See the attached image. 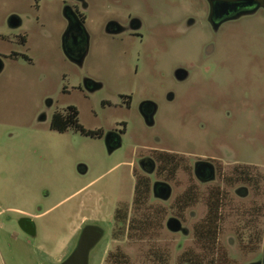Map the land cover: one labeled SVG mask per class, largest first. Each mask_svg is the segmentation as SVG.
Segmentation results:
<instances>
[{
  "label": "rangeland",
  "instance_id": "rangeland-1",
  "mask_svg": "<svg viewBox=\"0 0 264 264\" xmlns=\"http://www.w3.org/2000/svg\"><path fill=\"white\" fill-rule=\"evenodd\" d=\"M86 5L0 0V264L65 262L83 228L95 224L106 235L90 264H107L116 211L132 206L140 179L152 187L166 182L173 193L169 201L154 196L151 201L167 211L164 229L151 241L122 244L130 264H159L149 257L151 246L167 254L169 264H185L179 258L189 252L198 255L193 229L206 217L204 200L181 215L188 235L166 227L190 187L203 199L210 189L227 192L218 263L223 256L250 261L255 256L247 243L250 233L241 228L238 211L254 201L264 204V180L258 194L250 187L251 196L243 201L235 194L239 185L224 188L223 176L238 163L257 166L264 177V13L215 33L206 0H86ZM68 7L87 17L89 52L81 65L65 50ZM133 18L142 23L140 36L131 35ZM111 22L126 31L109 35ZM180 68L190 72L185 82L175 77ZM87 83L100 88L89 92ZM147 101L158 106L153 127L141 113ZM71 106L86 130L104 137H87L74 128L64 134L53 130L54 114ZM164 154L176 155L175 173L162 170ZM141 156L157 159L155 174L138 166ZM205 157L222 165L211 185L194 174L195 162ZM17 210L42 215L36 237L16 224ZM258 222L262 255L263 213Z\"/></svg>",
  "mask_w": 264,
  "mask_h": 264
},
{
  "label": "flooded vegetation",
  "instance_id": "flooded-vegetation-1",
  "mask_svg": "<svg viewBox=\"0 0 264 264\" xmlns=\"http://www.w3.org/2000/svg\"><path fill=\"white\" fill-rule=\"evenodd\" d=\"M80 4H84L85 9L87 8L86 5V0H76ZM206 3L208 5V22L210 27L213 29L215 33H218L226 24L231 23V22H236L244 17H250L254 15H258L260 13H264V0H206ZM66 18L68 21V30L65 35V50L66 53L69 55L70 59L75 61L77 64H83L85 57L87 56L89 52V43H90V37L86 28V21L87 17L85 16V13L81 11L78 7H68L66 9ZM191 27L186 26L184 29L189 30ZM142 28V23L136 19L133 18L131 19L130 22V29H131V35L132 36H140L139 31ZM125 28L121 26L117 22H111L107 26V33L112 36H117L121 35L125 32ZM214 51V47L209 45V52L212 53ZM14 55H10L12 57ZM1 62V61H0ZM179 70H184L186 71V68H180L177 69L175 72V77L177 81L179 82H185L189 79L190 77V72L187 70V78L186 79H181L177 76ZM100 88V85H95L94 83H87L86 84V89L89 92H94ZM171 97V96H170ZM173 99V97H172ZM70 108H75L76 107L71 106ZM65 109L63 111L58 110L53 118L55 116H61V118H64V116L67 113V110ZM78 111V110H77ZM79 112V111H78ZM158 112V106L151 102L147 101L145 102L142 107H141V113L143 117L145 118L147 122V118L149 119L150 122H153V126L155 125V121L151 119H155L156 115ZM53 121V119H52ZM152 126V127H153ZM84 128V127H83ZM72 129V128H71ZM70 130V129H69ZM68 130V131H69ZM86 133H83L79 131L82 135L87 136V137H93V138H103L104 135L103 133L99 131H88L84 128ZM67 131V132H68ZM61 133V132H60ZM66 133V132H65ZM64 134V133H62ZM113 135H110L107 138V142L110 145L112 141ZM153 152H161V151H156L152 150ZM154 154V153H151ZM220 160L215 158V157H205L204 160H197L194 165V174L196 178L205 185H211L214 184L218 181L219 177L221 176L222 173V165L219 163ZM246 165V164H245ZM138 166L145 172H147L150 175H153L156 173L157 169L159 168L157 159H155L152 156H141L139 160ZM199 167H202L201 170H199ZM257 166L254 165H246L244 166L241 164L236 163L234 169L231 171V173L227 176H223V186L224 188L228 185V181H233L236 180V184L230 185V187L239 185L237 190L235 191V194L241 198L243 201L248 200L251 196L250 194V187L255 189V194H258L261 186V182L264 177L260 175V172ZM245 173L249 174L248 178L252 180L253 184H246L244 183V177ZM262 177V178H261ZM170 190V195H172L173 191L171 186L166 183V182H155L153 187H152V194L155 198L160 199L162 201H169V199H165L163 196V193L165 190ZM225 190V189H224ZM224 195H227L226 191H221L220 188H216L213 190H209L206 194V197L203 199L200 195V193L195 189L194 187H190L189 189V208L191 209L194 206L197 205L198 200H204L207 206V214L210 211L211 207H219L220 206V213L222 215L223 211V206H224ZM226 200V199H225ZM240 212L239 215L242 216L244 219L243 223H241V228L243 230H246V223L247 221H255L254 224H249L252 225L251 228L255 229V227H258V219L261 215V213L264 214V204H259V202L254 201L250 207V209L238 211ZM15 215L20 216L19 219H17L16 224L21 227V230L31 236V237H36L37 235V225H36V220L39 219L38 215L30 214L28 212L24 211H13ZM206 214V216H207ZM115 218V217H114ZM205 219V218H204ZM171 220L178 221L181 224V229L177 233H182L184 235H188L189 231L184 226V222L180 217H173ZM169 222H167V228L169 229ZM202 222V221H201ZM200 222V223H201ZM200 223L196 224L193 229L194 236L199 229V226L201 225ZM115 224V222H114ZM88 226H97L103 229L100 225H87ZM85 227V228H86ZM83 228V230L85 229ZM82 230V233H83ZM104 230V229H103ZM170 230V229H169ZM105 231V230H104ZM171 231V230H170ZM81 233V235H82ZM106 235V232L104 233V237ZM81 237V236H80ZM103 237V238H104ZM196 238V237H195ZM126 240H114L112 239V244L108 245L105 251L104 257L106 258L105 260L113 259L118 262H129L130 259L128 255L123 251L122 249V244H125ZM197 240V239H196ZM244 242V239L240 240V243L242 244ZM262 240L258 239V234L254 240H249L247 243L249 246L252 248V253L255 254V256L249 261H243L241 260L240 257H229V256H223L220 259V262L216 260L215 257L207 256V257H180L179 260L180 263H185V264H191V263H204V264H212V261L214 260V264H264V253L262 255L259 254L260 247L262 244ZM233 245V244H232ZM93 251V250H92ZM91 251V253H92ZM90 253V256H91ZM247 258V257H246ZM234 259V261H232ZM63 262H54L53 264H62ZM39 264H47L44 262H40Z\"/></svg>",
  "mask_w": 264,
  "mask_h": 264
},
{
  "label": "trees",
  "instance_id": "trees-1",
  "mask_svg": "<svg viewBox=\"0 0 264 264\" xmlns=\"http://www.w3.org/2000/svg\"><path fill=\"white\" fill-rule=\"evenodd\" d=\"M53 130L61 133L67 132L69 129L74 128L77 131L86 133L83 126L79 121V112L75 108H70L67 110L64 118L61 116H55L51 125ZM176 155L164 154L161 163L162 170L169 171L171 174L175 173L178 168V163H175ZM249 174L245 173L244 183L253 184L252 180L248 177ZM227 184L234 185L236 180L228 181ZM153 199L152 186L148 179H140L137 181L135 195L133 199L132 206L123 204L120 205L116 211L114 222L115 228L112 233L114 240H124L129 239L135 242H145L151 241L156 234L162 231L165 227L167 211L162 206H153L151 201ZM176 206L178 210V217L182 219V214L186 209L189 208V191L178 198L176 201ZM232 211V210H231ZM239 215V213H238ZM170 218L169 220H171ZM241 219V218H240ZM239 219V220H240ZM222 221V215L220 213V206L210 209L205 219L202 220L197 230L195 237L199 243L198 245V255L189 252L182 257H215L216 244L219 236L220 222ZM244 220H240L243 222ZM255 221H247L246 230L250 233L249 240H254L258 234V239H260V231L258 228H251ZM167 227V224H166ZM150 256L159 264H169V257L167 254L161 252L160 249L156 247L150 248ZM107 264H130L129 262H118L113 259L107 260ZM199 264V263H191ZM204 264V263H201ZM214 264V260L212 261Z\"/></svg>",
  "mask_w": 264,
  "mask_h": 264
},
{
  "label": "water",
  "instance_id": "water-1",
  "mask_svg": "<svg viewBox=\"0 0 264 264\" xmlns=\"http://www.w3.org/2000/svg\"><path fill=\"white\" fill-rule=\"evenodd\" d=\"M2 71V64L0 62V72ZM177 76L181 79L187 78V72L179 70ZM154 120L153 116L151 117ZM147 124L153 126V122H150L147 118ZM202 167H199L201 170ZM165 199L170 198V190H165L163 193ZM169 229L173 232H178L181 229V224L178 221L170 220ZM105 231L97 226H88L83 230L80 237L78 246L74 253L62 264H90V253L103 239Z\"/></svg>",
  "mask_w": 264,
  "mask_h": 264
},
{
  "label": "crops",
  "instance_id": "crops-1",
  "mask_svg": "<svg viewBox=\"0 0 264 264\" xmlns=\"http://www.w3.org/2000/svg\"><path fill=\"white\" fill-rule=\"evenodd\" d=\"M41 216H42V215H38V218H40ZM56 261L59 262L58 259H57Z\"/></svg>",
  "mask_w": 264,
  "mask_h": 264
}]
</instances>
